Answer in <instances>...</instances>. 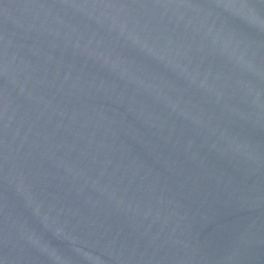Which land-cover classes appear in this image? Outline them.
Wrapping results in <instances>:
<instances>
[{
	"label": "water",
	"instance_id": "95a60500",
	"mask_svg": "<svg viewBox=\"0 0 264 264\" xmlns=\"http://www.w3.org/2000/svg\"><path fill=\"white\" fill-rule=\"evenodd\" d=\"M0 264H264V0H0Z\"/></svg>",
	"mask_w": 264,
	"mask_h": 264
}]
</instances>
